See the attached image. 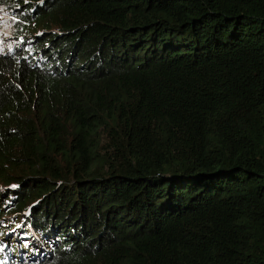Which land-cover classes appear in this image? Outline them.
<instances>
[{
  "label": "trees",
  "instance_id": "obj_1",
  "mask_svg": "<svg viewBox=\"0 0 264 264\" xmlns=\"http://www.w3.org/2000/svg\"><path fill=\"white\" fill-rule=\"evenodd\" d=\"M0 9V264H264V0Z\"/></svg>",
  "mask_w": 264,
  "mask_h": 264
},
{
  "label": "rangeland",
  "instance_id": "obj_2",
  "mask_svg": "<svg viewBox=\"0 0 264 264\" xmlns=\"http://www.w3.org/2000/svg\"><path fill=\"white\" fill-rule=\"evenodd\" d=\"M6 18H7V15L6 13L3 11V9H0V27L4 24L5 27L3 28L5 30V32H3L1 29H0V49H3L4 48V39L6 38L7 36V33H9V27H8V24H6Z\"/></svg>",
  "mask_w": 264,
  "mask_h": 264
}]
</instances>
